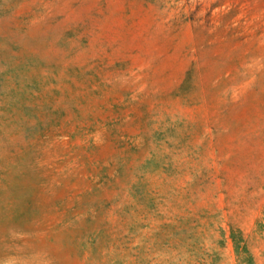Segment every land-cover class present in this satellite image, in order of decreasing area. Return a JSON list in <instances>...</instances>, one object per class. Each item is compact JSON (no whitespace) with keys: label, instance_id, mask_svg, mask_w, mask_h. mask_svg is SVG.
I'll return each instance as SVG.
<instances>
[{"label":"rangeland","instance_id":"1","mask_svg":"<svg viewBox=\"0 0 264 264\" xmlns=\"http://www.w3.org/2000/svg\"><path fill=\"white\" fill-rule=\"evenodd\" d=\"M0 264H264V0H0Z\"/></svg>","mask_w":264,"mask_h":264}]
</instances>
